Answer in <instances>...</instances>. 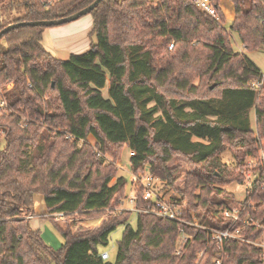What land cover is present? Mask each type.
Returning <instances> with one entry per match:
<instances>
[{"label": "trees", "instance_id": "16d2710c", "mask_svg": "<svg viewBox=\"0 0 264 264\" xmlns=\"http://www.w3.org/2000/svg\"><path fill=\"white\" fill-rule=\"evenodd\" d=\"M94 1L0 6V30L65 17ZM219 1L210 0L213 15L197 0H101L88 13L97 41L69 59L44 43L48 26H20L0 38V90L8 104L0 108V264H264V166L247 162L264 148V73L231 45L236 33L245 49L264 47V0H232L229 26ZM124 145L134 152L135 174L149 164L176 189L171 200L182 220L139 212L131 225L133 211L121 209L129 179L120 175L111 184L117 168L105 158L118 159ZM228 148L238 175L223 170L220 154ZM176 156L193 165L184 190L175 185L179 165H170ZM252 166V187L235 220L225 214L218 195L227 193L217 184H243ZM137 191L138 205H146ZM36 196L64 238L59 249L31 226ZM58 213L64 220L109 218L74 234L57 223ZM120 225L116 256L105 260L101 252ZM227 229L240 232L222 243L214 238ZM182 234L188 239L177 253Z\"/></svg>", "mask_w": 264, "mask_h": 264}, {"label": "rangeland", "instance_id": "374dc122", "mask_svg": "<svg viewBox=\"0 0 264 264\" xmlns=\"http://www.w3.org/2000/svg\"><path fill=\"white\" fill-rule=\"evenodd\" d=\"M21 2L23 4V0H0V6H2L3 9L7 6V4L9 5L13 3L16 8L19 7L21 8L20 10H23ZM227 24L229 26L230 22L228 21ZM93 25L94 23L92 20V16H90L89 14H85L79 17L78 19L70 21L68 23L49 26L45 28L44 43L46 44L50 52H52V54L56 57L62 59H69L71 54L84 52L89 49L93 43L97 41L96 35H91V29L93 28ZM231 45L235 51L244 52L264 72V47L258 50L249 51L245 49L242 44V41L236 33H232ZM10 87H12L11 84L9 85V88ZM2 92L3 91L0 90V93ZM103 93L105 96L109 95L108 87L103 90ZM48 98L49 100H53V98L55 99L54 93H49ZM10 111L11 110H9L8 108V112ZM251 116L252 123L253 125H255V113L252 112ZM23 120L24 119H22L21 121ZM1 132H4V130H0V146L3 147L5 142L4 135ZM89 141L93 143V145H95V138L93 136L89 137ZM263 149L264 148H262L261 151ZM131 152L132 150L127 145H124L122 147L121 154L118 159H115L114 157L105 154V158L107 159V161L109 163H113V166L117 168V173L114 175L111 184L115 183L120 175H123L129 179V183L126 189L127 196L122 199L123 201L121 203V209L123 208L130 211L131 205L129 203L128 197L131 195H138L137 188L138 190L140 189V182L137 177V175L139 174H135L132 171ZM220 159L222 161L223 170L227 175H238L241 172L237 168V159L235 156V152L232 149L228 148L224 152H222L220 154ZM247 162L248 165L251 166L252 164L258 163L259 159L248 157ZM170 165H179L180 169L178 174L180 177L175 182V185L177 190H184L186 186L187 173L193 168L192 163L184 157L176 156L170 162ZM254 167L250 171L246 172L247 180L243 184L238 183L237 181H229L224 183L221 182L217 184L218 187H220L227 193L226 195H218V197L225 199L224 201L226 202L227 208L232 210L235 214H237V212L241 209L242 203L244 202L247 196L248 189L250 190L252 187L251 181L254 179L255 172L252 170L254 169ZM149 168L151 170V165L147 164L145 170L147 171V169ZM158 185L162 189L161 192L164 193V195L166 196L174 195L176 193V189H174L173 187H168L166 185V182H161ZM166 191H168L167 194H165ZM37 204V212L39 214L43 213L45 215L47 209L40 208V204ZM57 218V223L64 227H69L74 234H83L100 227L102 223L109 218V213H104L101 216L93 215L85 218H82L80 216H73L67 220H64V217L61 218L60 216H57ZM130 223L133 227L137 226V213L134 210L130 217ZM32 225L39 228L44 241L48 245L54 247L55 249H59L62 246L64 238L57 226L48 217L36 216L34 220H32ZM124 228V225L118 226V228L111 234L108 246L103 248L102 250L109 251L111 259H114L116 256L117 244L118 241L122 238ZM263 236L259 239V241L261 240L264 242ZM47 241L50 243H48Z\"/></svg>", "mask_w": 264, "mask_h": 264}, {"label": "built area", "instance_id": "2783aa9c", "mask_svg": "<svg viewBox=\"0 0 264 264\" xmlns=\"http://www.w3.org/2000/svg\"><path fill=\"white\" fill-rule=\"evenodd\" d=\"M198 4L209 13L215 15L216 9L214 4L210 2V0H197ZM51 3V1H50ZM173 43L170 45V48L173 47ZM264 73V72H263ZM263 81L257 80L254 85L256 86H262ZM7 102L5 98L3 97V92L1 93L0 97V108L7 107ZM131 154L133 155L134 152L132 151ZM259 162L262 166H264V149L261 151ZM138 180L140 182V190L142 191L143 199L146 202V205L139 206L138 200L139 195H131L128 197L131 210L135 211L137 214L139 212H148L153 213L161 217H165L171 220H182V210L176 206L172 200L171 195L166 196L164 193L161 192V187H159V183H163L162 179L155 176L152 171L149 169L144 170L143 172L139 173L137 175ZM225 214L227 216L233 217L235 220L238 219V212L237 214L233 213L232 210L227 209L225 211ZM57 216H60L61 218L64 217V213H58ZM240 230H236L234 233L231 232L229 229L224 231H214V238L218 240L220 243H222L225 239L237 236L239 234ZM264 237V236H263ZM188 239L187 236L184 234L181 235L179 240V248L177 250V253L180 252V249L182 248L185 241ZM260 244L264 247V242L260 240ZM101 257L105 260L110 259V253L109 251H102ZM220 260H217V263L220 264Z\"/></svg>", "mask_w": 264, "mask_h": 264}, {"label": "water", "instance_id": "95a60500", "mask_svg": "<svg viewBox=\"0 0 264 264\" xmlns=\"http://www.w3.org/2000/svg\"><path fill=\"white\" fill-rule=\"evenodd\" d=\"M101 0H95L90 5L86 6L85 8L71 14L65 17L57 18V19H40V20H31V21H19L10 23L7 26H5L3 29L0 30V38L3 37L4 34H6L8 31L20 27V26H26V25H43V26H54V25H61L68 23L70 21L76 20L79 17L90 13L92 9H94Z\"/></svg>", "mask_w": 264, "mask_h": 264}, {"label": "crops", "instance_id": "0c3cea01", "mask_svg": "<svg viewBox=\"0 0 264 264\" xmlns=\"http://www.w3.org/2000/svg\"><path fill=\"white\" fill-rule=\"evenodd\" d=\"M219 6L220 8L222 9V11L224 12L226 18H227V21L231 22L232 20H234L235 16H236V10H235V5H234V2L232 0H220L219 1ZM90 15V14H89ZM91 16V15H90ZM92 20H93V17H92ZM92 30V29H91ZM40 197V198H39ZM40 204V208H45L46 209V206L43 205V199L41 196H36V201H35V204H34V209H35V216H33L31 218V226L34 228V229H39L37 228L36 226H33L32 225V220H34V218L36 216H45L43 213L39 214L37 212V206L38 204ZM46 214V213H45ZM48 242V241H47ZM50 243V242H48Z\"/></svg>", "mask_w": 264, "mask_h": 264}]
</instances>
